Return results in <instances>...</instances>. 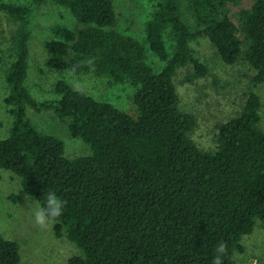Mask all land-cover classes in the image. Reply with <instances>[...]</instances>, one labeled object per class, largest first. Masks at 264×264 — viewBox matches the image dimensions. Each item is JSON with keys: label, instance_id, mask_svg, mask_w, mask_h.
<instances>
[{"label": "trees", "instance_id": "16d2710c", "mask_svg": "<svg viewBox=\"0 0 264 264\" xmlns=\"http://www.w3.org/2000/svg\"><path fill=\"white\" fill-rule=\"evenodd\" d=\"M149 1L156 7L142 43L117 29L114 0H0V12L23 25L6 74L12 126L0 137V169L19 176L22 191L41 206L49 191L67 201L53 224L56 237L79 250L67 264H212L221 240L224 264H237L244 236L257 220L264 227L263 100L250 93L243 111L219 125L216 148L205 149L192 137L198 118L182 108L175 78L189 65L198 77L207 75L192 44L208 39L227 65L246 61L253 83L264 85V0L237 16L221 14L227 0ZM51 2L80 25L52 28L46 65L136 88L135 116L66 80L55 84L58 99L40 102L31 94L33 11ZM146 45L164 63L160 70L148 63ZM29 108L53 110L92 153L68 157L65 142L39 130ZM21 259L19 243L0 233V264Z\"/></svg>", "mask_w": 264, "mask_h": 264}, {"label": "rangeland", "instance_id": "374dc122", "mask_svg": "<svg viewBox=\"0 0 264 264\" xmlns=\"http://www.w3.org/2000/svg\"><path fill=\"white\" fill-rule=\"evenodd\" d=\"M3 1L29 4L32 0ZM252 1L227 0L220 8L221 14L237 16ZM114 3L118 15L117 29L145 43V24L155 10V2L114 0ZM33 12L29 75L26 82L31 94L40 102L58 99L59 95L54 91L55 84L58 80H66L75 89L85 91L98 100L110 102L135 116L136 88L112 83L108 77L93 74L76 76L68 70H53L46 65L50 51L45 42L56 38L52 28L65 25L75 29L80 24L68 8L56 3L40 5ZM22 29L21 23L0 12V120L4 124L0 137L3 139L9 136L12 126V116L5 103L10 92L6 74L14 60V38ZM192 46L196 56L208 66L209 71L206 76L198 77L193 66L181 68L176 74L175 84L182 108L196 114L198 118V126L192 133L193 139L205 149H214L218 144L219 125L243 111L250 93H258L264 105V85L256 87L252 81L255 71L246 61L227 65L208 39H200ZM146 47L148 63L160 70L164 63L147 45ZM28 117L42 132L63 140L68 157L76 158L92 153L81 138L70 135L67 124L53 110L37 112L29 108ZM260 127L264 129V107ZM25 195L29 194L22 191L21 178L0 169V233L19 243L22 258L20 264H67L71 256L79 253L78 248L66 236L56 237L53 225L43 229L35 225L33 212L27 207ZM37 203L36 201L32 207L35 208ZM242 243L245 251L236 254L237 264H264V227L261 220H257L254 232L244 236Z\"/></svg>", "mask_w": 264, "mask_h": 264}, {"label": "clouds", "instance_id": "9594fccd", "mask_svg": "<svg viewBox=\"0 0 264 264\" xmlns=\"http://www.w3.org/2000/svg\"><path fill=\"white\" fill-rule=\"evenodd\" d=\"M45 199L44 206L37 203L33 208L32 206L37 200H34L30 195H25L27 207L33 212L34 223L42 229L53 225L63 215L67 204V201L63 200L55 191L47 192ZM215 253L212 264H224L222 257L227 254V243L223 240L219 241L215 247Z\"/></svg>", "mask_w": 264, "mask_h": 264}]
</instances>
